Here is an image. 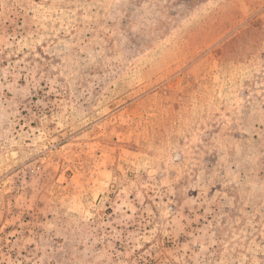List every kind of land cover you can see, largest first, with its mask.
Instances as JSON below:
<instances>
[{
  "label": "rangeland",
  "instance_id": "374dc122",
  "mask_svg": "<svg viewBox=\"0 0 264 264\" xmlns=\"http://www.w3.org/2000/svg\"><path fill=\"white\" fill-rule=\"evenodd\" d=\"M0 264H264V0H0Z\"/></svg>",
  "mask_w": 264,
  "mask_h": 264
}]
</instances>
